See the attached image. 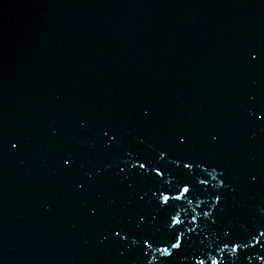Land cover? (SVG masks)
Masks as SVG:
<instances>
[{
  "label": "water",
  "instance_id": "1",
  "mask_svg": "<svg viewBox=\"0 0 264 264\" xmlns=\"http://www.w3.org/2000/svg\"><path fill=\"white\" fill-rule=\"evenodd\" d=\"M262 231L264 0H0V264H264Z\"/></svg>",
  "mask_w": 264,
  "mask_h": 264
},
{
  "label": "snow or ice",
  "instance_id": "2",
  "mask_svg": "<svg viewBox=\"0 0 264 264\" xmlns=\"http://www.w3.org/2000/svg\"><path fill=\"white\" fill-rule=\"evenodd\" d=\"M134 167H139L140 169H144V168L146 167V164L143 163V162H140V163H138V165H134ZM184 167L187 168V167H189V165H188V164H185ZM122 171H123V169H122ZM155 173H156V176H158V177L163 175L162 171H160V170H158V169L155 170ZM201 183H204V181H201ZM188 192H189V188H188L187 186H184L183 189H182V191H181V193H180V196H183V195H185V194L188 193ZM161 195L163 196V199H162L161 202H162V203H165V204H166L170 199H179V198H180L179 196H178V197L164 196L162 193H161ZM217 199H219V198H217ZM178 223H180V221L175 220V219L173 220V224H178ZM116 236H120V232H119V231L116 232ZM260 236H261V237H264V231H262V232L260 233ZM252 239L255 240L256 237L253 236ZM256 242L259 243V240H257ZM233 243H236V242H233ZM142 244H143L144 248H148V247H149V242H148V238H147V237H145V238L142 240ZM180 244H181L180 238H179V237H176V241H175V243H171V247H172L173 249H177V248L180 247ZM244 246H247V244L245 243ZM236 250H237L236 247H233V248H232V251H233V252H236ZM159 251L161 252L162 255H164V254H169V255H170V254H171V253H169V250H168L167 247L162 248V249H159ZM145 254H146V253H145ZM199 264H204V262L201 260V261H199ZM212 264H219V262L216 261V260H213V261H212Z\"/></svg>",
  "mask_w": 264,
  "mask_h": 264
}]
</instances>
